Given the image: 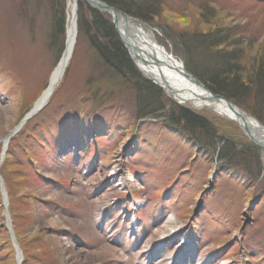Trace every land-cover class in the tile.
I'll return each mask as SVG.
<instances>
[{
    "label": "rangeland",
    "instance_id": "obj_1",
    "mask_svg": "<svg viewBox=\"0 0 264 264\" xmlns=\"http://www.w3.org/2000/svg\"><path fill=\"white\" fill-rule=\"evenodd\" d=\"M121 1L130 14L103 0H0V159L6 151L0 165V264H24L26 258L30 264L51 258L59 264H264L260 188L249 189L251 178L213 149L189 145L186 121L169 113L180 107L208 117L231 138L258 148L263 167L264 145L239 123L176 100L145 75L118 20L150 32L187 77L203 83L201 56L208 48L195 40L206 34L204 24L236 34L242 66H257L264 54V3ZM148 3L159 9L131 11ZM89 8L107 17L129 52L132 72L119 74L106 64L97 48L104 46L100 30L89 16L88 28L80 20V10ZM62 15L63 37L55 34ZM75 15L77 41L60 84L3 152L4 141L48 89ZM218 96L249 109L264 127V106ZM20 244L30 255L18 257Z\"/></svg>",
    "mask_w": 264,
    "mask_h": 264
},
{
    "label": "trees",
    "instance_id": "obj_2",
    "mask_svg": "<svg viewBox=\"0 0 264 264\" xmlns=\"http://www.w3.org/2000/svg\"><path fill=\"white\" fill-rule=\"evenodd\" d=\"M103 1L123 12H127V14L131 13L128 12V5L121 0ZM255 1L264 3V0ZM132 5L129 4V7ZM158 9V6L148 3L130 10L135 12V14L137 13L136 15L138 13L144 15L152 11L155 12ZM84 10H80L84 12L80 20L83 27L88 28L90 24L85 19L89 16L92 20L91 24H95L96 28L100 30V38L103 40L104 46H97V48L106 64L119 74H123L125 71L132 72L134 70L133 64L118 36L115 35L114 29L107 17L90 8L86 11ZM62 13L65 14V9H63ZM136 15L133 14V16ZM63 18L64 16L62 15L61 21L57 22L55 26V34L61 37H63L65 29ZM214 24L213 22L204 24L207 30L206 34H200L199 36L201 37L195 40V42L197 41V45L207 46L208 48L207 52L201 56V68L198 66L207 77V80L201 79L204 85L215 95L235 100L239 104L249 102L250 104L264 106V54L258 59L257 66H249V68L242 66L243 52L239 50L243 48L241 38L236 37V34L227 29H219L217 24ZM92 43L95 45L93 41ZM189 56L193 57V49L191 50L190 46ZM189 72H194L191 69L190 59ZM147 86L153 94L161 96L162 92L160 90L149 84ZM242 100H246L247 102ZM241 108L253 115L249 109ZM171 111L173 117L175 116L178 119L186 121L189 128V145H193L195 149H200L204 152L207 149H213L217 153L218 158L226 160L225 164L227 166L235 169V171L241 170L242 173L247 174L251 178L253 183H250L249 189L260 188L258 191H260V194H263L262 197L264 196V187L259 185L260 180L264 181V175L262 174L264 167L258 148L252 144H245L242 141L231 138L220 131V127L213 124L208 117L196 115L192 111L189 110L188 112L180 107L174 108ZM232 169L231 171H233ZM23 249H25L24 244Z\"/></svg>",
    "mask_w": 264,
    "mask_h": 264
},
{
    "label": "bare ground",
    "instance_id": "obj_3",
    "mask_svg": "<svg viewBox=\"0 0 264 264\" xmlns=\"http://www.w3.org/2000/svg\"><path fill=\"white\" fill-rule=\"evenodd\" d=\"M92 5L98 6L99 3L92 2ZM111 7H113V9L119 10L114 6ZM73 9L74 12H76L75 5H73ZM71 20L72 22L67 32V47L64 52V55L59 65L55 69V73L51 78L48 89L43 94V96L36 102L34 109H40L48 102L52 93L60 84L62 76L71 61L78 34L77 16H73ZM118 20H121L119 21V29L122 28L121 32L123 39L126 42V46L128 44L131 51L130 54L135 59L139 69L145 75L154 80L157 84L161 85L176 100L182 102H189V104L193 105L195 109L211 110L220 116L227 117L230 120L239 123L243 128H245V130H247V132H249L255 138V140L264 145V127L258 121H255L256 119L254 117H252L251 119L247 118L244 113H242L239 109L235 108L234 106H231L226 101L215 100L213 95H211L207 91H204L200 86H198L196 82L190 79L189 76L187 77V75L184 74L185 72L184 68H182V65H180L176 60H174L172 56H170L161 46H158L156 40L150 32H146L143 29H135L131 22H129L130 20H128V23L124 21V19H119V17ZM160 28L163 29V26L159 27V30H161ZM128 29H130L131 32H129L130 30ZM162 33H166V31L163 30ZM126 52L129 54L127 50ZM170 114H172L173 116L172 111L169 113V115ZM249 115L252 116L251 114ZM174 120L179 121L181 119L174 118ZM18 127L23 128L24 125L20 124ZM180 140L183 143L187 141L186 138H180ZM8 141L9 140L7 138L4 141V146L9 143ZM20 247H23V244H20L19 248ZM32 251V254L37 255L38 252L36 250ZM40 251L41 250H39V252ZM27 253V249H20L17 252V255L20 258H24L27 257L28 254L30 255V253ZM52 260L53 258H51V261L46 263L50 264L52 263ZM25 263L30 264L31 260L26 258L24 260V264ZM54 263L59 264L60 262L54 261L52 264Z\"/></svg>",
    "mask_w": 264,
    "mask_h": 264
},
{
    "label": "water",
    "instance_id": "obj_4",
    "mask_svg": "<svg viewBox=\"0 0 264 264\" xmlns=\"http://www.w3.org/2000/svg\"><path fill=\"white\" fill-rule=\"evenodd\" d=\"M189 78L192 79L194 82H196L198 84V86H200L204 91H207L209 92L211 95H213L214 99L215 100H222V101H226L228 104H230L231 106H234L235 108H237L235 105L229 103L227 100H225L224 98L218 96V95H215L213 94L209 89H207L204 84L199 81L198 79H196L193 75L189 74ZM239 109V108H237ZM242 113H244L246 115L247 118H252V116H250L249 114L245 113L243 110L239 109ZM256 121V120H255Z\"/></svg>",
    "mask_w": 264,
    "mask_h": 264
}]
</instances>
